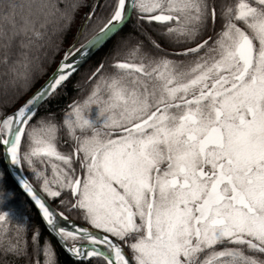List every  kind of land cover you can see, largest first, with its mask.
Masks as SVG:
<instances>
[{
	"label": "snow or ice",
	"instance_id": "obj_1",
	"mask_svg": "<svg viewBox=\"0 0 264 264\" xmlns=\"http://www.w3.org/2000/svg\"><path fill=\"white\" fill-rule=\"evenodd\" d=\"M0 157V264H264V0H0Z\"/></svg>",
	"mask_w": 264,
	"mask_h": 264
},
{
	"label": "trees",
	"instance_id": "obj_2",
	"mask_svg": "<svg viewBox=\"0 0 264 264\" xmlns=\"http://www.w3.org/2000/svg\"><path fill=\"white\" fill-rule=\"evenodd\" d=\"M86 9H82L81 12L85 11ZM71 36L68 37V39L65 40L64 42V47L67 46V44L70 42ZM100 53H97L95 57H92V61L94 62L97 57H99ZM60 54H57L56 59L59 60ZM87 65H85L86 67ZM55 67V65H53ZM49 71H51V68H49ZM73 79H77L76 76L73 77ZM40 81H37V84H39ZM71 95V91H70ZM5 167V163L2 157H0V169H3ZM5 187L7 190L11 191L14 193L13 198L8 202L6 207H12L15 209L16 216L18 218H22L24 216H27L29 218L30 223H38L39 222V217L37 215V210L31 206V202L27 199V197L21 192V190L17 187V185L14 183V181L11 179L10 175L8 176L6 182H5ZM37 189L38 185H37ZM41 227H43L41 225ZM44 235L48 236L50 242L54 245L56 251L60 254V259L61 261L64 260V255L62 249L59 247L57 240L54 236H52L50 233L44 232Z\"/></svg>",
	"mask_w": 264,
	"mask_h": 264
},
{
	"label": "water",
	"instance_id": "obj_3",
	"mask_svg": "<svg viewBox=\"0 0 264 264\" xmlns=\"http://www.w3.org/2000/svg\"><path fill=\"white\" fill-rule=\"evenodd\" d=\"M5 165H6V161H4ZM11 176V175H10ZM11 178L13 179V181L15 182V184L17 185V187L21 190V192L27 197V199L30 201V198L26 195V193L22 190V188L16 183L15 178L13 176H11ZM38 190V189H37ZM39 191V190H38ZM35 208V207H34ZM36 209V208H35ZM37 210V209H36ZM52 235V234H51ZM53 236V235H52Z\"/></svg>",
	"mask_w": 264,
	"mask_h": 264
},
{
	"label": "bare ground",
	"instance_id": "obj_4",
	"mask_svg": "<svg viewBox=\"0 0 264 264\" xmlns=\"http://www.w3.org/2000/svg\"><path fill=\"white\" fill-rule=\"evenodd\" d=\"M11 177V176H10ZM12 179V178H11ZM13 180V179H12ZM15 183V182H14Z\"/></svg>",
	"mask_w": 264,
	"mask_h": 264
}]
</instances>
